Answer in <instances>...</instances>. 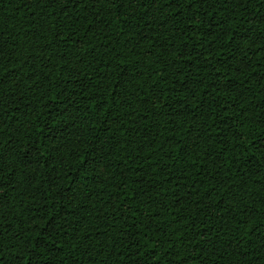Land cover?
Listing matches in <instances>:
<instances>
[{
    "label": "trees",
    "instance_id": "trees-1",
    "mask_svg": "<svg viewBox=\"0 0 264 264\" xmlns=\"http://www.w3.org/2000/svg\"><path fill=\"white\" fill-rule=\"evenodd\" d=\"M0 264H264V0H0Z\"/></svg>",
    "mask_w": 264,
    "mask_h": 264
}]
</instances>
